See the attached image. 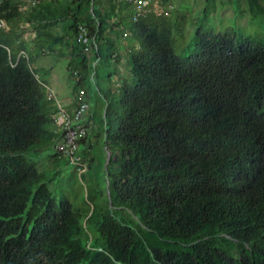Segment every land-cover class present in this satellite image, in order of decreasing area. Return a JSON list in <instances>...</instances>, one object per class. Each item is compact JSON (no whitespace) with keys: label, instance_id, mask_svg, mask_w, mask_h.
I'll list each match as a JSON object with an SVG mask.
<instances>
[{"label":"trees","instance_id":"1","mask_svg":"<svg viewBox=\"0 0 264 264\" xmlns=\"http://www.w3.org/2000/svg\"><path fill=\"white\" fill-rule=\"evenodd\" d=\"M154 2L134 21L132 0H0V264H264V43L214 33L204 16L194 53L180 56L176 6L164 0L156 14ZM123 37L133 79L115 66L104 89L100 66L121 60ZM52 54L68 57L74 110L89 104L81 175L56 149L64 135L43 80L50 69L33 66ZM92 138L108 155L101 190L89 182ZM46 147L88 184V213L58 200L29 157Z\"/></svg>","mask_w":264,"mask_h":264},{"label":"rangeland","instance_id":"2","mask_svg":"<svg viewBox=\"0 0 264 264\" xmlns=\"http://www.w3.org/2000/svg\"><path fill=\"white\" fill-rule=\"evenodd\" d=\"M155 2L158 12L167 7V5H164V0H155ZM261 2L263 12L258 14V16H254L250 12L249 1L247 0H235V2L234 0H169V3L176 6V13L183 15L178 20V14L175 11L170 13L171 16L173 15L172 23L175 26L173 30L175 52L180 56H188L194 53L195 32L201 26L204 16L207 17L205 19V26L209 29L211 28L214 33L232 32L238 38L241 36L244 38L249 37L254 43H264V0H261ZM172 9L170 7L166 10L170 11ZM111 36L115 37L114 33ZM125 38L123 37L122 40L119 39L117 41V49L113 51H120L122 53V61L118 63L110 61L108 62L109 66H100L101 75L103 76L101 86L104 89H107L110 85L106 80V76L110 72H114L115 66L124 77L129 78L130 82L133 79L128 52L124 46L126 45L125 42L128 43ZM57 59V56L54 54L38 57L34 60L33 66L37 69L49 68L50 71L54 69V72L57 73V81L60 83V86L65 87L69 91L71 89L72 94L73 81L69 80L66 71L68 57L62 60ZM48 77L49 74L46 78L43 77V80L48 82ZM65 79L69 83L62 84ZM113 79L114 83L118 80L116 75H113ZM94 97H91V103L96 107ZM102 104V100L99 98L97 108L93 109V111L97 112L96 117L99 128L103 126L101 120ZM92 140L93 150L91 156L94 158V165L91 171L92 176L89 175L91 179L89 182L102 184V187H97L98 190H101L104 188L103 183L106 178L105 172L108 165V155L105 152L106 148L104 147L103 138H99L98 140L92 138ZM50 148L46 147L41 152L30 151L28 155L31 159L38 162L40 170L46 172L47 179L51 180L49 187L58 200L65 197L74 210L79 211L81 214L88 213L89 207H92L87 198L88 184L79 178L73 165L66 163V158L59 159V161L49 158V153H51ZM84 149L85 146L81 147L79 154ZM83 161L87 165V173L89 172L88 158L83 159Z\"/></svg>","mask_w":264,"mask_h":264},{"label":"built area","instance_id":"3","mask_svg":"<svg viewBox=\"0 0 264 264\" xmlns=\"http://www.w3.org/2000/svg\"><path fill=\"white\" fill-rule=\"evenodd\" d=\"M133 5L136 11V14L133 18L134 21H137L141 16L145 15L146 12L150 10V6L152 5L153 0H132ZM34 5L35 3H31ZM23 10L25 8H22ZM151 10H154L156 14L164 13V10L158 12L156 9V2L153 3V7ZM2 24L0 23V27ZM79 42H81L85 48L84 53L86 56L91 57L92 55V40L90 34L86 27H79ZM80 95L83 96L84 92L81 91ZM54 93L49 92V97L54 98ZM59 112L54 116V120L58 129L63 133V140L57 144L56 149L61 150L66 156H68L71 162L80 167V175L86 172V165L82 162L81 157L79 156V142L83 137H86L90 131L91 124H84V118L89 111V104L86 102H82L79 105V108L74 110L72 115L63 108L60 104ZM82 121V123H81Z\"/></svg>","mask_w":264,"mask_h":264},{"label":"crops","instance_id":"4","mask_svg":"<svg viewBox=\"0 0 264 264\" xmlns=\"http://www.w3.org/2000/svg\"><path fill=\"white\" fill-rule=\"evenodd\" d=\"M57 30L59 32H63L64 26L60 25L57 28ZM125 44L127 45V42H125ZM121 61H122V58L119 62H121ZM48 83H49L50 90L55 93V96L58 99V101L66 109L73 111L74 110V96H73V94H71V89L69 91V90L65 89V87L63 88L60 86V83L57 81V73L54 72V69L49 72ZM63 83H69V81H67L65 79V81L62 82V84ZM81 146H85V144L81 145Z\"/></svg>","mask_w":264,"mask_h":264},{"label":"clouds","instance_id":"5","mask_svg":"<svg viewBox=\"0 0 264 264\" xmlns=\"http://www.w3.org/2000/svg\"><path fill=\"white\" fill-rule=\"evenodd\" d=\"M49 92H51V90H49ZM53 92V91H52ZM54 93V92H53ZM55 95V93H54ZM54 98H56V96H54ZM57 99V98H56ZM58 100V99H57ZM59 102V101H58ZM59 104L62 106V104L59 102ZM111 155V153H109V156Z\"/></svg>","mask_w":264,"mask_h":264}]
</instances>
